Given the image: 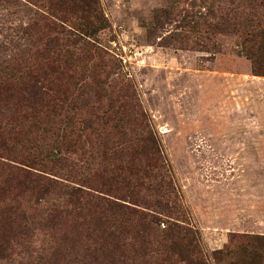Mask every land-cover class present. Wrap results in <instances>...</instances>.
I'll list each match as a JSON object with an SVG mask.
<instances>
[{
    "label": "rangeland",
    "instance_id": "1",
    "mask_svg": "<svg viewBox=\"0 0 264 264\" xmlns=\"http://www.w3.org/2000/svg\"><path fill=\"white\" fill-rule=\"evenodd\" d=\"M72 26L90 45L71 44ZM263 28L264 0H0V161L56 180L0 171V264H230L243 236L264 235V75L248 51ZM54 38L74 75L52 83L64 113L96 127L110 104L122 125L27 167L1 145L31 114L18 105L44 106ZM116 166L126 178H109Z\"/></svg>",
    "mask_w": 264,
    "mask_h": 264
},
{
    "label": "trees",
    "instance_id": "2",
    "mask_svg": "<svg viewBox=\"0 0 264 264\" xmlns=\"http://www.w3.org/2000/svg\"><path fill=\"white\" fill-rule=\"evenodd\" d=\"M95 16L98 15L95 14ZM60 27L62 28V26ZM71 28L78 32V34L71 33V35L78 38V40H76L70 35V38L73 39V43L71 44L80 45V43H83L90 45L88 41H85L82 38L83 36H89V34L83 32L79 28H75L74 26ZM259 30H249V32L246 34V41L248 42L251 40L248 37L252 36L253 34L255 35ZM68 32L70 34V31ZM67 40L69 41L68 38ZM53 42L54 47L51 51L52 54L56 53V55L52 60L53 64L50 66L51 82L49 83L48 92L46 93L47 98L43 103L44 106L41 105L38 107L34 103H32L29 107L26 105H18L17 113L21 111L25 112L26 109H30L31 114L25 112L22 114L23 116L21 115L23 118L22 125L20 126V131L17 133L20 134V136L16 134L13 136V138H8V141H11V145H7L8 147L5 146L4 143L1 145L3 150L5 149L6 151L21 153L23 157V164L27 167H32V165L36 163V159H40L41 161H56L57 159H64V151H67V153H72V151H74V143H76L81 137L80 133L88 131L90 133V137H95L97 141L103 137L118 133L119 128L122 125V122L119 121L116 116L118 113L122 115L123 111L116 110L110 104L104 105L103 107L107 109L96 114V127L94 126L95 123L93 121L85 120L79 116L75 107H70V110H65L67 113H64L63 104L67 103L68 94L65 90H56L55 87L52 86V83L57 79L63 83L65 80V82H69L70 84V80L74 78V75H66V67L64 63L67 62V60H63L65 57H70L71 53L65 48H61L62 43L59 41V38H54ZM259 49L260 54L258 52H254V46H250V48H248V51H250L249 59L252 63L253 72L257 75H264V44L261 45ZM93 50H95L96 56H102L100 48L96 47ZM260 55L262 56V59H260ZM75 71H77V68ZM3 77V75L0 77V105L3 103V101L10 99L12 96L10 93L11 88L8 87V83H12V81H10L12 76L6 74L5 77ZM22 78L23 75L21 76V79ZM21 116L18 117L20 118ZM3 128L4 126L0 124V134L3 132ZM40 128L41 132L47 136L48 140H44V138L41 137L38 131ZM76 132L77 134L74 135ZM36 137H38V140L41 142L33 144L32 139ZM30 151H35L37 154L33 156ZM122 152L124 153L122 150L120 152L116 151L114 154H108L107 152H104L101 157H104L106 160H111L113 156L120 157V153L123 154ZM41 156H43V158H40ZM5 170H8L9 175L12 176V179L20 180L23 178V181H20L22 184L36 183L39 185L43 184L45 186H49L50 183L48 182L56 181L40 174L32 173L30 170L25 169L24 167H17L16 165L0 161V171ZM107 173L110 175L109 178L115 181H120V179H123L124 177L126 178L123 168H118L117 166L113 169H108ZM166 188L168 189V192H170V188L168 186ZM77 191L83 192L79 188L75 189L74 192ZM157 233L166 236L171 233V230L169 231L164 228ZM243 238H246L245 240L248 243H239L232 249H229L227 252H225V256L232 258L230 264H264V235H247L243 236Z\"/></svg>",
    "mask_w": 264,
    "mask_h": 264
}]
</instances>
